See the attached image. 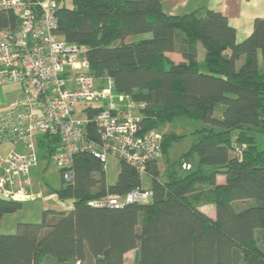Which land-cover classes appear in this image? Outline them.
<instances>
[{
    "label": "trees",
    "instance_id": "16d2710c",
    "mask_svg": "<svg viewBox=\"0 0 264 264\" xmlns=\"http://www.w3.org/2000/svg\"><path fill=\"white\" fill-rule=\"evenodd\" d=\"M39 2L41 0H26ZM57 0L56 34L88 47L89 74L111 77L116 90L141 104L140 133L161 129L178 118L204 123L195 141L160 178L158 159L145 173L153 179L148 203L94 207L93 200L143 189L142 174L119 161L115 184L92 153L75 155L73 181L51 188L69 211L46 209L40 222H21L15 234H0V264H41L47 256L79 264H264V18L237 42L223 14L208 10L169 15L163 0ZM20 20L0 10V30L17 29ZM204 50L199 61V47ZM180 53L175 63L167 53ZM224 106L222 118L214 116ZM86 108L88 133L99 139ZM184 136L164 133L160 152L167 155ZM59 138L38 141L39 160L54 161ZM238 151V152H237ZM236 153V154H235ZM193 159L190 171L181 172ZM55 162V161H54ZM184 163V164H183ZM219 177L223 181H219ZM34 202V201H33ZM24 202L0 195V220ZM215 207L211 218L201 207Z\"/></svg>",
    "mask_w": 264,
    "mask_h": 264
},
{
    "label": "built area",
    "instance_id": "2783aa9c",
    "mask_svg": "<svg viewBox=\"0 0 264 264\" xmlns=\"http://www.w3.org/2000/svg\"><path fill=\"white\" fill-rule=\"evenodd\" d=\"M57 0H0V10L16 14L17 29L0 30V87H21L23 98L0 109V145L13 149L0 154V195L19 202H33L43 194L36 188L33 171L39 164L38 141L44 136L59 138L54 158L64 181H73L75 155L94 154L105 166L109 156L145 173L160 156L161 130L140 133L141 104L116 90L111 77L89 74L88 47L68 43L56 34ZM101 108L94 117L99 139L88 133V118L77 116V107ZM22 147L24 152L18 149ZM190 164H184L189 169ZM149 189L126 195L111 194L93 200L94 207H119L126 203H148Z\"/></svg>",
    "mask_w": 264,
    "mask_h": 264
},
{
    "label": "rangeland",
    "instance_id": "374dc122",
    "mask_svg": "<svg viewBox=\"0 0 264 264\" xmlns=\"http://www.w3.org/2000/svg\"><path fill=\"white\" fill-rule=\"evenodd\" d=\"M67 5L71 6L70 0H67ZM7 87H3L0 90L3 91L5 89H8ZM10 87V89L12 90L13 87ZM83 108L84 105H79L77 107L78 117H85V113L82 112ZM223 111L224 106L218 105L215 110L214 116L218 119L222 118ZM202 126H204V123L200 121L198 122L190 120L188 118H178L173 123L166 124L161 127L160 130L163 135L164 133L175 132L178 135L184 136L178 143H176L170 149L167 155L161 153L158 157V165L161 179L165 178L164 174L168 164L172 161L179 159L180 156L191 147V145L195 141V137L194 135H192V133L197 129L201 128ZM257 145L259 150H264V134L257 135ZM9 148L11 147H7L1 152H6ZM195 160L196 159L186 162V164H190L191 167L187 170L182 168L183 170H181V172L184 173L190 171L194 165L193 163ZM43 165H46V163H43ZM104 168L106 171L107 182L109 184H115L118 180V175L120 172L119 160L115 157L109 156ZM36 175V188L39 192L43 194V197L34 202L23 203V208L17 213L5 215L3 219L0 220V234H15L17 232V225L21 222H40L42 220V213L46 209H55L62 211L66 210L72 205V200H60L57 196L52 195L50 192L51 188L59 189L63 185L61 173L54 161L49 164L46 170L43 171V169H40V172ZM142 182L143 188L149 189L152 186L153 179L147 173H143ZM214 208L215 207L212 205L201 207L203 211L208 212L210 214H214ZM136 253L137 252L132 251L127 254L126 264H137Z\"/></svg>",
    "mask_w": 264,
    "mask_h": 264
},
{
    "label": "crops",
    "instance_id": "0c3cea01",
    "mask_svg": "<svg viewBox=\"0 0 264 264\" xmlns=\"http://www.w3.org/2000/svg\"><path fill=\"white\" fill-rule=\"evenodd\" d=\"M163 9L165 13L169 15H183L198 11L200 16H204L208 10L219 12L226 16L229 20L230 25L235 28L237 34V42L246 40L252 34L254 22L257 18H264V0H163ZM199 53V61L203 62L204 50L201 46L199 47ZM166 55L171 61L175 63L185 62L183 56L178 52H170ZM259 65L261 70L264 71V58L262 54L259 55ZM10 86L13 87L12 90L10 89ZM3 87H7L8 89H5L3 91L0 90V104H2L0 105V109L5 107L8 102L12 100L23 98L21 87L18 84L11 83L5 86H1L0 89ZM139 111L140 108H135L134 113L139 115ZM7 147L11 148L2 153L1 151ZM12 149V145H0V154L6 155ZM18 150L24 152V149L22 147H20ZM43 163L46 162L39 160L38 166L34 169V181L35 177L37 176L36 174L40 172V169H43L44 171L48 168V165H43ZM219 181L222 182L223 178L219 177ZM72 207L73 201L70 207L62 211H69L72 209ZM205 213L208 214L211 218H215V210L214 214H210L208 212Z\"/></svg>",
    "mask_w": 264,
    "mask_h": 264
},
{
    "label": "water",
    "instance_id": "95a60500",
    "mask_svg": "<svg viewBox=\"0 0 264 264\" xmlns=\"http://www.w3.org/2000/svg\"><path fill=\"white\" fill-rule=\"evenodd\" d=\"M41 264H79L77 260H70V261H60L59 259L47 256Z\"/></svg>",
    "mask_w": 264,
    "mask_h": 264
}]
</instances>
